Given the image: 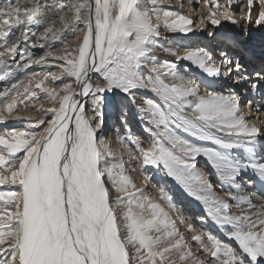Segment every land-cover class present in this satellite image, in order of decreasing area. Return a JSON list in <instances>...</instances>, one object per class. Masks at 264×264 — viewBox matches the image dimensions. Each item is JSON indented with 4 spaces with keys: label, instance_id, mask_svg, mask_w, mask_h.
I'll return each instance as SVG.
<instances>
[{
    "label": "snow or ice",
    "instance_id": "snow-or-ice-1",
    "mask_svg": "<svg viewBox=\"0 0 264 264\" xmlns=\"http://www.w3.org/2000/svg\"><path fill=\"white\" fill-rule=\"evenodd\" d=\"M202 2L207 11L198 17L199 30H207L215 41L221 17L230 22L236 28L228 38L234 54L223 48L214 56L202 46L160 45V39H167L164 32L188 34L197 27L186 14L159 8L164 0L0 4V122L6 120L4 113L13 116L18 104L33 102V83L51 105L41 103L38 110L44 115L30 120L26 130L0 133V264H177L170 260L173 254L179 264H264V204H255L257 194L242 185V174L249 171L264 184V158L255 160L264 127L245 114V107L249 112L252 108L241 104L235 88L228 94L201 92L195 78L179 71V62L187 61L185 73L194 67L207 77L226 78L264 95V40L251 44V26L264 31V0H246L238 12L233 5L239 0H224L223 7L220 0ZM53 9L55 16L49 14ZM33 26H43V34ZM69 30L84 33L74 37L75 47L64 48L61 55L50 49L33 55L30 49L45 48ZM157 50L176 59L157 63L151 55ZM53 61L61 62L55 64L59 73L32 72L23 93L18 83H10L33 65L51 67ZM149 65L145 77L141 69ZM92 74H98L95 81ZM65 76L73 78L75 87L63 81L57 87L43 86ZM141 88L159 98H146L139 106L153 139L147 147L132 140L135 150L125 147V160L111 152L101 132L105 93H123L135 104L134 90ZM257 112L264 114V109L258 106ZM234 150L249 156L241 158ZM200 157L218 175V185L198 168ZM136 166L142 169V187L128 174ZM148 166H162L238 248L197 230L164 188L158 189L162 203L149 198L151 178L143 171ZM253 183L248 179V188ZM225 185L235 191H224ZM230 201L241 209L239 214L231 211ZM177 221L204 259L193 251Z\"/></svg>",
    "mask_w": 264,
    "mask_h": 264
},
{
    "label": "bare ground",
    "instance_id": "bare-ground-1",
    "mask_svg": "<svg viewBox=\"0 0 264 264\" xmlns=\"http://www.w3.org/2000/svg\"><path fill=\"white\" fill-rule=\"evenodd\" d=\"M39 2L42 4L54 5L56 3V0H39ZM65 2H67V0H65ZM187 2L192 3V0H187ZM8 3L15 4L16 0H0V4H8ZM172 5H176L173 0H164V3L159 5L158 7L163 8L165 10H173ZM189 9H190L189 11L192 15L191 6ZM49 14L55 16L57 14V10L53 9L49 12ZM189 17L191 19H193L191 16H189ZM33 27L37 31L38 35L43 34V26H33ZM79 27L83 28V25L81 24V25H79ZM83 34L84 33L82 31L76 32V31L69 30V31L64 32L60 39L50 40L45 48L35 47V48L30 49V50L32 51L33 55L36 57H39L40 55L46 54V52L49 49L52 50L55 55H61V54H63L62 50L64 48L70 47V46L75 47L77 45L78 39H74V37L75 38H82ZM197 34L201 35L202 33L198 32ZM223 34L228 36V38L232 36V34H226V33H223ZM165 35H167V34H165ZM181 35H183V36L179 37V40H177L176 38L173 39V38H168V37H167V39H160L159 44L164 46V47H177V46L201 47L200 45L197 46L196 42H194V37L189 36L190 35L189 33L188 34H181ZM228 38H225V40L230 41ZM58 47H61V49H58ZM42 51H44L43 54H40ZM165 53L172 56L170 53H168L166 51L162 52V50H157V51L151 53V55L155 58V61L157 63H162L163 60L160 58V55L165 54ZM49 59L51 60L52 58L49 57ZM182 62L188 63L187 61H182ZM57 63H61V62L53 61V66H51V67H49L48 65H36V66H41V68L36 69V70H39L40 71L39 73L53 72V73L58 74L60 69L55 66V64H57ZM143 69L150 71V65L143 67ZM181 69H183V68L181 66H179V71ZM36 70H32L30 72H29V70H26L24 72H20L17 74L15 80H13L10 83H18L19 85L21 83H26L27 81H29L31 79V73L36 71ZM196 70L201 72L199 69H196ZM182 71H184V70H182ZM185 74L190 76V77L195 78L197 80V82L200 83L201 92H203V91H205V89H207V90L216 91L218 93L228 94L232 90V88H230L227 85V83H224L225 81H228L226 78H212V77H202V76L200 77V75L195 76L190 72V70H188V72ZM92 75H93V80L95 81L98 74H92ZM62 81L73 83V78H69V77L65 76V77H62L61 80H57L54 83L51 82V80L49 79V81H46L43 86L57 87V86L61 85ZM73 87H75L74 83H73ZM30 88L33 91H36L37 96L33 98L32 103L26 102L27 106H25V104H18V111L13 116H8L7 113H4L3 115L6 117V120H5V122H0V133H4L8 130H26L28 128V124H29L30 120L34 121L35 119L44 115V113L42 111L38 110L40 108L41 103L44 104V107L51 106L49 103H47L45 94L40 92L39 89H36L34 83L32 85H30ZM2 89L3 88H0V90H2ZM17 90L20 92L19 88ZM144 92H145V90L142 89L138 93H136V95H139V97L143 98V96L144 97L146 96L144 94ZM118 97H119V101H122V104L118 103L117 107L119 108V110H118L117 117L114 119V116H115L114 112L116 114V111H114V109L116 108V104L114 105L112 102V99L105 94L104 117H106L107 122L110 121V123H111L110 127L113 126L112 124L114 121L119 122V121L124 120V118H127L131 112L132 101L131 100L129 101L128 99L122 97L121 95H118ZM144 102L146 104L145 98H144ZM256 106L257 107L259 106L260 109H264V106L262 107V106H260V104H258ZM91 107H92L91 98H87L86 110L90 111ZM259 116H260V119H261V117H263V119H264V114H260ZM17 117H19V118H17ZM48 118L49 117L45 116V119H48ZM252 123H255V121L252 120ZM118 126H120V124H118ZM257 126H259V124ZM41 127H43V126H41ZM260 127H262V126H260ZM36 130H38V129H36ZM104 130L105 129L103 128L101 130V132L103 133ZM128 130L129 129L127 126L125 128L124 127L123 128H119V127L116 128L115 132L111 131V136L109 137L110 139L107 142L108 147L111 150V152L117 157L122 155L125 160H128L129 157H128L127 152L124 151V148L125 147H131V148H133V150H135V146L131 143V141L136 140V139L131 138L129 136ZM101 132H98V133L100 134ZM145 133H147V136L152 137V134L150 132H148L147 129L145 130ZM179 135H181L183 138H185L187 140L192 141L193 143H199V142L193 140V138L191 136H189L183 132H179ZM117 136H119V137H117ZM121 139L124 140V144L120 143L119 140H121ZM263 141H264V139H263ZM263 141H260V144H258L255 148V152H256L255 160L257 162H261L262 158H264V152H263L264 147H262ZM234 154L240 156L241 158H245V157L249 156L248 153H245L242 150H234ZM200 165H202V163L200 164V162L198 161L197 162L198 168L208 171L210 174L208 178L213 182L214 185H218L220 183L218 175L212 171L210 172V169L208 167H206V165H204L203 167H201ZM141 171H142V169L139 166H136L135 171L133 172V171L129 170L128 174L132 175L134 182L138 186L142 187L143 186V178L141 175H139L141 173ZM143 171L146 172L151 178L150 183L148 184L147 188H149L150 185L153 186L154 181H158L159 183H163V180L167 179L173 188H175L177 191H179V193L181 195H183L185 198H187L188 200H191V203L194 204L195 209H198L199 211H201L202 214H204L206 216V218L201 219V221L209 222L213 226L214 229H216L217 231L220 232L221 237H223L225 241H227L229 243H235L234 241H230L227 239V237L221 231L219 226L216 225L214 223V221L207 215V213L204 210L203 205L200 202L196 201L193 197L188 196L187 193L183 190V188L174 179H172L171 177H168L166 175V172L162 169V166L160 168H157L155 166H148L147 168H144ZM243 174L248 175V172L243 173ZM242 181H243L242 185L248 191L255 192L257 194L255 197H253V202L255 204H264V197H262L260 195V193L264 192V184H261L258 177H255L253 179L254 183L252 184V186L250 188H248L247 181L244 182L243 178H242ZM5 187H7V186H5ZM153 188L157 189V187H155V186H153ZM216 191L220 192L221 190L219 187H217ZM224 191H235V190L231 189L229 186L225 185ZM221 194L223 195V193H221ZM146 195L149 198H151L154 202L162 203L159 201V199L157 197V196H159V193L157 194L156 197H152L147 190ZM223 198L228 199L227 196H223ZM230 204H231V211L235 214H239L241 209L238 206H236L235 202L230 201ZM164 207H165L166 211H168L171 215L174 216V214L171 213V210L168 209L166 205ZM177 224H178V228H179L180 232H184L187 242L193 246V251L196 252L197 256L201 255V257H200L201 259H204L205 257L198 250L195 242L191 240L190 234L187 232V229L183 225H179L178 221H177ZM170 260L177 261V264H179L178 258L175 254H173L170 257Z\"/></svg>",
    "mask_w": 264,
    "mask_h": 264
},
{
    "label": "rangeland",
    "instance_id": "rangeland-1",
    "mask_svg": "<svg viewBox=\"0 0 264 264\" xmlns=\"http://www.w3.org/2000/svg\"><path fill=\"white\" fill-rule=\"evenodd\" d=\"M173 1L176 4V5H172L173 10L179 11L183 14H186L187 16H191L193 18V20L196 21L197 27L194 29L193 32L189 33L190 34L189 36L194 37V42H196L197 46L200 45L202 47L209 49L210 51H212L214 53V56H219L221 48L228 51L230 54L235 53L236 50H235L234 45H232L231 41L225 40V38H228V36L223 34V33L233 34L234 31H236V28L234 25H232L228 21L223 20V18L221 17V25H220V29H218V31L220 32L219 37L217 38V40L212 41L211 38H209L207 36V30L200 31L198 29L200 27L198 17L201 15V13H204L207 11V8L204 6L202 0L200 3H197V0H192V3H188L187 0H173ZM220 2H221V6L223 7L224 0H220ZM244 2H246V0H239V3H235L233 5V9L238 12L240 9V4L244 3ZM256 2H257V0H254V4ZM190 6H191L192 15L189 11ZM195 9H199V11H196ZM253 11L255 12V7L253 8ZM251 31L253 33V40L251 41L252 45L259 44L261 40H264V31H261V29L258 26L252 25ZM198 32L199 33L201 32L202 34L199 35V34H197ZM165 34H167V35H165ZM162 36H166L168 38H173V39L176 38L177 40H179V37H181L183 35H181L180 33H174L173 34V33L164 32V33H162ZM58 49H61V47H58ZM43 52L44 51H42L40 54H43ZM162 52H163V50H162ZM160 58L163 61H166V60L167 61H174L176 59L173 56L168 55L167 53L161 54ZM187 65H188V63H186V62H182V61L179 62V66H181L183 68L180 70L181 74H185V72L182 70H184ZM39 68H41V66L33 65L28 70L30 72L32 70H36ZM189 70L195 76L200 75V77L201 76L207 77L205 74H203L202 72H199L198 70H196L193 67L190 68ZM141 71L145 75V77H147V75L150 72L148 70H144L143 68L141 69ZM34 72H40V71L36 70ZM224 83H227V85L230 88H232V89L235 88L237 90L238 95L240 96V99L242 101L241 102L242 105L250 103L252 111L249 112L248 107H245L244 108L245 114L250 116L252 118V120L255 121V124L257 123L256 125L259 124V126L264 127V119H263V117H261V119H260V116H259L260 114H258L257 106H256L258 104H260V106H262V107L264 106V95H262L261 93H255L254 94V93H251L250 91L243 89L239 85H233L231 80L225 81ZM26 85H28V81L26 83H21L19 85L20 92L23 93V89ZM140 90H142V88L136 89L134 91H135V93H138ZM144 90H145L144 94L146 96L145 97L143 96V98H142V97H139V95H136V97H135L136 103L131 104V112L127 118H124V120L119 121V122L114 121L112 124L113 126L110 127V124H111L110 121L107 122L106 117H104V119H105L104 120V129L105 130H104L103 134H104V138L106 139V142H108L110 139L109 137L111 136V131L115 132L116 128H118V127L119 128H123V127L125 128L126 126L129 129L128 130L129 136L131 138H134V139H139L145 147H147V145L152 141L153 137L147 136V133H145V130L147 128L145 125V121L143 119H141V117L139 115V106L145 105L144 98L145 99L146 98L151 99V100L157 101V102H159V98L156 97L155 94L152 93L150 90H146V89H144ZM105 94L112 99V102L114 105L116 104V108L114 109V111H116V114L114 112V115H115L114 119H115L117 117L118 110H119L117 105H118V103L122 104V101H119L118 95H121L122 97L128 99L129 101H130V99L125 97L123 93H119V92H112V93H105ZM118 124H120V126H118ZM97 135L100 136L101 133L100 134L97 133ZM117 137H119V136H117ZM263 139L264 138H261L260 141H263ZM197 142H199V141H197ZM199 143H201V142H199ZM262 147H264V141L262 143ZM198 161L200 162V164L202 163V165H200L201 167L206 165V167H208L210 169V172L212 171L215 173V171L211 168L210 164L206 161L205 158L200 157V158H198L197 162ZM255 177L256 176H254L250 171L248 172V175L247 174L242 175L244 182L248 181V179L253 180ZM153 186L157 187V189L156 188L154 189ZM153 186L150 185V187L147 188L149 194L152 197H156L158 194L157 190L159 188H164L169 194H171L174 197V201L182 209L186 219L191 221L194 224V226L197 228V230H203L206 232H210L211 234L220 238L224 243L231 244L233 247L238 248V245H236L235 243H229V242L225 241L224 238L221 237L220 232L217 231L216 229H214L213 226L209 222L201 221V219L206 218V216L204 214H202L201 211H199L198 209H195L194 204L191 203V200H188L183 195H181L179 193V191H177L175 188L172 187V185L170 184V182L167 179H164L163 183H159L158 181H154ZM182 233H184V232H182ZM198 257L200 258L201 255H198Z\"/></svg>",
    "mask_w": 264,
    "mask_h": 264
}]
</instances>
